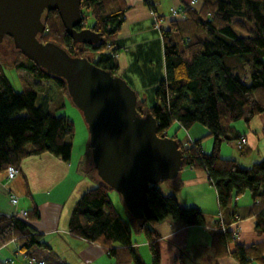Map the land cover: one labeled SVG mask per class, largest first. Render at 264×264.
Masks as SVG:
<instances>
[{
    "label": "trees",
    "instance_id": "1",
    "mask_svg": "<svg viewBox=\"0 0 264 264\" xmlns=\"http://www.w3.org/2000/svg\"><path fill=\"white\" fill-rule=\"evenodd\" d=\"M143 3L156 17V21L150 17L151 28L161 40L164 77L154 87L150 100L137 94L136 110L139 115H153L160 137L166 136L174 124L184 130L199 124L208 131L213 138L208 153L202 151L201 140L184 146L175 135L173 139L180 146L183 168L202 170L209 177L226 232L218 230L219 214L181 207L173 195L163 196L156 184L148 188L144 223L132 217L129 222L123 220L110 203L112 189L101 181L74 204L69 230L103 247L113 258V264H144L131 246L133 234L144 235L151 264H160L156 245L160 238L156 232L159 222L170 217L186 225L214 224L217 228L210 241L213 264H219L227 256L239 264H264V157L245 168L219 153L223 141L239 138L234 128L236 122L248 124L264 113V0H180L179 6H170L166 15L157 13L148 0ZM80 8L84 22L75 29L88 26L102 34V42L94 45L73 42L57 11L45 13V30L39 34V41L54 43L72 57H86L103 71L119 74L118 59L123 54L117 36L125 23L123 17L128 9L125 0H82ZM171 9H176L177 16H172ZM87 18L93 20L90 25ZM154 22H158V29ZM5 40L14 48L10 37ZM15 56L8 66L25 71L35 80L54 82L67 95L64 79L49 75L19 50ZM4 64L7 66L0 54V171L8 166L19 167L23 158L31 154L49 152L63 162L69 161L72 146L67 138L75 131L72 121L37 106V94L24 77H20L22 89L16 91L4 75ZM247 73L251 77L248 85L243 82ZM245 193L252 204L239 208L235 200ZM37 217L35 207L25 217L0 214V248L17 241L26 259L36 256L35 250L43 249L47 252L44 256L47 264H65L32 229L31 223ZM249 217L255 218L254 229L262 239L249 245L235 242L229 249L234 242L229 227ZM0 264L12 263L0 259Z\"/></svg>",
    "mask_w": 264,
    "mask_h": 264
},
{
    "label": "crops",
    "instance_id": "2",
    "mask_svg": "<svg viewBox=\"0 0 264 264\" xmlns=\"http://www.w3.org/2000/svg\"><path fill=\"white\" fill-rule=\"evenodd\" d=\"M148 1L156 8L157 13L167 14V12H161V3L167 0ZM125 3L128 7L123 17L125 23L117 36L119 50L123 54L118 59V73H123V75L131 70L133 66L138 67L139 59L137 55H148L149 51L145 45L155 42V45L158 46L159 43L157 35H153L152 29L147 28L150 17H148V7L144 5L143 0H125ZM168 3L170 6H179L180 0H168ZM116 57L118 58L117 54ZM126 77L134 86L132 88L136 94L148 101L144 88L142 86L136 87L135 76L128 73ZM163 77L164 73L161 74L159 81ZM234 128L239 137L245 136L247 138L248 144L242 151L237 150L239 154L237 155L234 152L224 151V144L234 145V143L223 141L219 153L222 157L234 159L238 165L249 168L252 163L264 157V113L253 117L248 124L243 121L236 122ZM207 132L204 127L202 128L196 124L190 129L184 130L185 139L179 141L186 146L188 143L201 140L199 145H201L202 151L206 153L204 148L208 145V152H210L213 146V138ZM71 146L72 154L67 162H63L61 158L45 152L44 154H31L24 157L20 166L17 167L18 174L13 179H8L5 170L0 171V214L14 216L16 212H28L35 207L37 208L38 219L36 222L31 223V227L35 233L41 235L50 252L58 260L65 264H113V258L106 253L103 247L69 230L68 225L74 204L83 193L93 188L97 181L100 182L99 178L89 177L88 174L82 171L83 161L77 162L78 159H82V153L76 154L72 144ZM157 184V189L160 190L163 196L173 195L181 207H194L210 215H220L216 190L211 185L207 174L202 170H195L187 166L180 171L174 180H166ZM10 196L18 197V203L13 205L10 202ZM235 204L239 208H243L251 205L252 200L249 194L245 193L241 198L235 200ZM114 209L116 210L115 207ZM119 215L122 219H126L127 214L125 216ZM255 223V218L250 217L233 222L229 230L233 234L234 242L229 245V249H232L235 242L249 245L260 241L262 237L256 233ZM213 227L214 224L211 226L186 225L182 221H173L170 217H167L156 226V232L160 235L156 244L159 246L161 255L166 252L176 256L177 252L181 250L187 255H185L186 258L191 259L184 248L187 249L190 246L194 251L201 244V240H204L207 243L204 244V248L210 249V241L214 232ZM200 235L203 238L199 239ZM191 243L195 245H190ZM114 246L121 245L120 243H114ZM146 246L148 245L145 239V242L143 241L138 245V253L144 264H151L152 256H150V253L147 252V255L143 253ZM35 251L36 256H32L36 260L44 261L47 264L44 259L47 252L43 249ZM9 253L14 254L16 258L18 257V261L13 259ZM25 255L19 250L17 241H11L5 247L0 248V259L4 262L28 264ZM162 258L163 255L160 264ZM191 263L213 264L212 261L206 258L203 251L197 254L196 258H192ZM218 263L239 264L230 256L224 257Z\"/></svg>",
    "mask_w": 264,
    "mask_h": 264
},
{
    "label": "water",
    "instance_id": "3",
    "mask_svg": "<svg viewBox=\"0 0 264 264\" xmlns=\"http://www.w3.org/2000/svg\"><path fill=\"white\" fill-rule=\"evenodd\" d=\"M82 0H0V43L14 48L49 75L64 79L67 95L89 129L93 168L101 182L118 192L125 211L144 223L148 188L174 180L183 169L177 140L156 133L153 115H139L137 94L119 75L103 71L86 57H72L54 43H42L45 13L57 11L76 44L102 42V34L83 27Z\"/></svg>",
    "mask_w": 264,
    "mask_h": 264
},
{
    "label": "rangeland",
    "instance_id": "4",
    "mask_svg": "<svg viewBox=\"0 0 264 264\" xmlns=\"http://www.w3.org/2000/svg\"><path fill=\"white\" fill-rule=\"evenodd\" d=\"M161 4H162L161 12L162 13L167 12L168 14L169 7H170L168 0L166 2L162 1ZM173 6H176V5H173ZM92 22L93 20L91 18H87L86 23L88 25H90ZM151 24H152V21L150 19V21L147 22V28L152 29ZM152 34L157 35L155 31H153ZM7 41L8 40H4L3 42L0 43L1 57L3 58V61L7 64V66L5 64L3 65L5 77L10 81L12 87L16 91H20L22 89L21 88L22 83L20 82V77H24L25 79L29 81L30 87H32L37 94V98H38L37 106H40L42 109H45L49 113H52L53 116L66 117L67 119H70L72 121L75 131H74L73 136L67 138V140L70 141L71 144L73 145L74 151L76 152V154L82 153L81 154L82 159H78L77 162H80L81 160L83 161L82 171L88 174L89 177L98 178L97 173L95 172L93 165H92V161H91V150L89 147V143H90L89 129L87 128L85 119L83 118L81 111L79 110L78 107H76L73 104L71 98L68 97V95L66 94L63 95L62 92H60L58 86H56L54 82L51 83V82H47L44 80H41V81L35 80L32 77H29L25 71L23 70L16 71L13 67L8 66L12 64V62L15 60L16 50L9 43H4ZM145 46H146V49L149 51L148 55L141 56V57L137 55V58L139 59L138 67L133 66L132 68L133 70L132 69L129 70L127 73L122 75V77L127 83H129L130 86L134 87L132 83L130 82L129 78L126 77L128 73L130 75L133 74L135 76L136 87L142 86L144 88V92L147 93L148 100H150L151 95L154 94L153 86L158 83L157 81H159L161 74L164 73V60H163V53L161 49V40H159L158 46L155 45V42L145 45ZM249 76H250L249 73L244 75L243 82L246 85L250 84L251 77ZM23 114L24 113H21V115ZM198 126L203 128V126L199 124ZM174 135L176 136L177 140L183 141L185 139L184 130L182 128H179L177 124H174V126H172L169 129V131L166 133V136L172 139ZM223 149L224 151L228 153L234 152L235 154L239 155L235 147V144L234 145L224 144ZM204 151L208 153L209 151L208 145L205 146ZM109 200H110V203L114 204V207L116 208L119 214L123 216H125L126 214L128 215V217L126 215V219L128 218V220H126L125 218L124 219L129 222L131 216L129 213L125 211L124 205L121 202L118 192L113 191V190L110 191ZM198 238L201 239L203 238V236L200 235ZM143 241L145 242V236L141 234L140 235L133 234L131 238V246L135 248V250L137 251V255L140 257V259H141V256L138 253L137 247ZM200 243L201 244L197 248H195L194 251L191 249L190 246L187 249L184 248L186 253H188V255L191 256V259L186 258L185 257L186 254L182 252L181 250L180 252H177L178 256L177 255L175 256L171 253L168 254L166 252H163L162 254L163 258H162L161 264H192L191 263L192 258H196L197 254L201 253L202 251L203 253L206 254V258L212 261L213 263V255L210 252V249L204 248V244H207V243H205L204 240H201ZM135 244H137V246H135ZM190 245H195V244L191 243ZM158 249H159V246H158ZM147 252L150 253L148 246H146L144 249V252H143L144 255L145 253L147 255ZM12 253H9V254L12 255L13 259H17L18 257L16 258V256ZM160 255H161V252H160ZM16 264H19V263L17 262Z\"/></svg>",
    "mask_w": 264,
    "mask_h": 264
},
{
    "label": "built area",
    "instance_id": "5",
    "mask_svg": "<svg viewBox=\"0 0 264 264\" xmlns=\"http://www.w3.org/2000/svg\"><path fill=\"white\" fill-rule=\"evenodd\" d=\"M144 1V0H143ZM171 13L172 16H177V11L176 9H171ZM149 17L153 18L156 21V17L153 16L152 12H149ZM155 24V28H159L158 27V22H154ZM233 143L235 144V147L238 151L242 150L248 143H247V138L245 136H240L237 140L233 141ZM192 144V143H190ZM18 168L16 166H8L5 169V174L8 177V179H13L15 176H17L18 174ZM10 202L15 205L18 203V197L16 196H10ZM17 216L19 217H25L27 214V211H19L15 213ZM219 219V223H218V230L221 232H226L225 231V225L223 223V220L221 219V216L219 215L218 217ZM217 227H213V230H216ZM27 263L28 264H45L44 261H38L36 260L34 257H29L27 259Z\"/></svg>",
    "mask_w": 264,
    "mask_h": 264
},
{
    "label": "flooded vegetation",
    "instance_id": "6",
    "mask_svg": "<svg viewBox=\"0 0 264 264\" xmlns=\"http://www.w3.org/2000/svg\"><path fill=\"white\" fill-rule=\"evenodd\" d=\"M80 9H81V8H80ZM83 22H84V21H83ZM83 22H82V24H83ZM82 28H83V27H82ZM82 28H81V29H82ZM86 28H87V27H86Z\"/></svg>",
    "mask_w": 264,
    "mask_h": 264
},
{
    "label": "bare ground",
    "instance_id": "7",
    "mask_svg": "<svg viewBox=\"0 0 264 264\" xmlns=\"http://www.w3.org/2000/svg\"><path fill=\"white\" fill-rule=\"evenodd\" d=\"M157 15V14H156ZM171 17V16H170ZM179 17V16H178ZM36 259V258H35Z\"/></svg>",
    "mask_w": 264,
    "mask_h": 264
}]
</instances>
